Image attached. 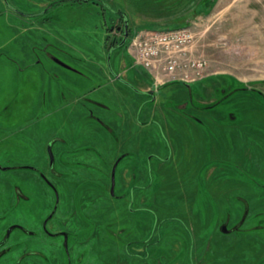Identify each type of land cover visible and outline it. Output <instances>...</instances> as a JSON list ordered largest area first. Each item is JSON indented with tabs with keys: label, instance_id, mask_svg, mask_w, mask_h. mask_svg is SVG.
<instances>
[{
	"label": "rangeland",
	"instance_id": "374dc122",
	"mask_svg": "<svg viewBox=\"0 0 264 264\" xmlns=\"http://www.w3.org/2000/svg\"><path fill=\"white\" fill-rule=\"evenodd\" d=\"M114 10L126 13L131 36L111 53ZM171 17L195 26L190 55L207 60V76L160 83L135 64L130 38L177 25L151 21ZM112 66L125 81L113 80ZM42 92L46 105L30 103ZM56 135L78 149L63 154ZM48 143L64 172L53 220L64 216L71 255L40 232L54 195L26 167H52ZM138 143L117 166L114 196L112 164ZM132 160L137 178L123 184ZM0 165V238L14 221L36 231L15 229L0 264H20L18 241L45 254L21 264H205L195 213L218 192L233 202L219 232L264 252V0H0ZM19 190L29 196L20 203Z\"/></svg>",
	"mask_w": 264,
	"mask_h": 264
},
{
	"label": "flooded vegetation",
	"instance_id": "af4514ba",
	"mask_svg": "<svg viewBox=\"0 0 264 264\" xmlns=\"http://www.w3.org/2000/svg\"><path fill=\"white\" fill-rule=\"evenodd\" d=\"M114 11L117 12L118 21H117V24L113 26V30H115L117 34H116V36H114L113 40L110 43L108 42V40L106 43V48L111 53L114 50H116L117 48L125 45L128 38L131 36V30H130L129 26H128V34H126V31H125L126 22L129 23L128 18L125 16L126 13L121 12V10H114ZM114 22H116L115 19H114ZM124 38H126V41L122 45L121 43L124 40ZM107 70H108L110 75L112 74L114 76L113 77L114 81L119 80V81L123 82L126 80V78L123 76V73L118 72L117 69L114 68L113 66ZM142 91L154 93L153 88L147 87V86L146 87L142 86ZM45 95H46L45 92H42L41 93L42 97H39L38 99H31L30 103H35V104L38 103L37 106L42 108L43 105H46V102H47ZM57 102H58V100H50L49 107H53L54 105L57 104ZM96 103H98V102H96ZM24 105H26V104H24ZM55 108H57V107H55ZM15 116H17V114ZM87 116L93 117L94 114H92L90 111H88ZM190 117L194 118V119L196 118V116H192V115ZM24 118L25 119L29 118L27 113H25ZM108 130L112 131V128L109 127ZM117 139L119 140V138H117ZM50 141L53 142V144H55V143L61 144V147H58V148H59L60 152H62L63 154L75 152L78 149V147L75 148L74 146H72L71 143L68 144L67 146H65V144L68 142V139L63 137L62 135H56V136L52 137V139ZM91 148H92V146L87 147V149H91ZM45 149L47 152L49 151V158L51 159L49 165L52 166L53 168L50 167L46 171V170H42V168L38 167V166L37 167L36 166H26V167L32 168L33 170L37 171L38 176L45 183V185L48 186L49 191H51L54 195V202L52 204V207H51L49 213L41 221L40 232L44 233L47 236H54V237L58 236L59 240L57 241V243H55L52 246L53 249L57 252H63L65 255H71L70 254V243H69V239L71 237V231L65 225L66 220H63L64 216H63V219L61 217H59V219L57 218L56 221L53 220V218L55 217V215L58 212L59 204L61 201L60 187H59L58 181L56 179H58V178L61 179L62 176L64 175V172L62 170H60V168L57 169L56 167H54L55 153H54L53 145L48 143V145L45 146ZM140 149H141V144L138 143V146H136L134 144V146H132L131 148L124 149L123 151H120L117 159L112 164L111 171H109V175H110L109 189L112 186V173H113L114 165L116 164V168H115V185H116V169H117V166H118L119 162L121 161V159L126 157L127 155H130V154L132 155V154L137 153L138 150H140ZM149 159L151 160L152 156H150ZM132 161L134 162V160H132ZM133 162H132V164H130L133 168L132 169L133 171L128 172V171L124 170V173H122V176H121V183L126 184L128 182L134 181L137 178L136 177L137 173H135V171H134V167L136 166V164H135V162L134 163ZM104 173H106V172L104 171ZM69 182H71V181H69ZM22 195H23L22 192L19 190L18 196L16 197L17 198L16 201H18L19 203L21 200L29 198L28 195H24V196H22ZM112 195L115 196V192L112 193ZM119 196L122 197L121 195H119ZM119 196H117V197L119 198ZM71 199H74V196H72ZM60 219H62V220L59 221ZM13 226H15V227H13ZM11 227H13V228H11ZM15 229H19L28 235H35L36 234V231L29 229L24 223H21L18 221H14V222L10 223L9 226L6 228L5 234L0 238V258L8 252L10 246L7 243L9 241V238H10L12 232ZM15 244L18 246L20 244L22 245L21 256L23 255V257L20 260V264L22 263L25 256H27L29 254H37V255L45 257V254L43 252H41L40 250H29L28 243L22 244V241H18ZM69 257H71V256H69ZM19 258L20 257L16 258V260L14 261V264H17V261L19 260ZM71 259H69V260L67 259V262L65 264H69V263L72 264ZM58 264H64V263L61 262Z\"/></svg>",
	"mask_w": 264,
	"mask_h": 264
},
{
	"label": "built area",
	"instance_id": "2783aa9c",
	"mask_svg": "<svg viewBox=\"0 0 264 264\" xmlns=\"http://www.w3.org/2000/svg\"><path fill=\"white\" fill-rule=\"evenodd\" d=\"M194 25L167 29L143 28L128 44L135 64L141 65L156 82L178 80L194 82L207 76L208 62L190 55V45L196 38Z\"/></svg>",
	"mask_w": 264,
	"mask_h": 264
},
{
	"label": "trees",
	"instance_id": "16d2710c",
	"mask_svg": "<svg viewBox=\"0 0 264 264\" xmlns=\"http://www.w3.org/2000/svg\"><path fill=\"white\" fill-rule=\"evenodd\" d=\"M159 15H157L158 18ZM181 18L171 17L169 20H151L154 22L167 23L175 22L177 25L167 27L175 28L189 25L188 21ZM150 21V20H149ZM161 28V29H167ZM159 29V28H151ZM223 196V198L221 197ZM232 196L228 193H215L210 202L206 204L204 216L199 217V212L195 213L197 221V238H202L203 245H207V249L203 253V260L205 264H264V252L258 249V245H253V242L244 241L243 239L235 240V237H228L219 232L218 227L224 217L228 214L233 206L231 202ZM192 211V209H190ZM218 217H216V213ZM221 216V217H219ZM243 234V233H241ZM226 237V239L224 238ZM231 239V240H229ZM262 251V252H261Z\"/></svg>",
	"mask_w": 264,
	"mask_h": 264
},
{
	"label": "water",
	"instance_id": "95a60500",
	"mask_svg": "<svg viewBox=\"0 0 264 264\" xmlns=\"http://www.w3.org/2000/svg\"><path fill=\"white\" fill-rule=\"evenodd\" d=\"M125 16L127 17V15L125 14ZM128 26H129V23L128 22H126V27H125V31H126V34H128ZM125 41H126V38H124V40L122 41V45L125 43ZM61 64H63L64 66H66V67H68V68H71V66H69V65H67V64H65V63H63V62H61L60 60H58ZM0 167L1 168H5V167H2L1 165H0ZM115 168H116V164L114 165V167H113V173H112V186H111V192L112 193H114V188H115ZM247 212H248V209H246V211H245V214H244V217H243V220H244V218L246 217V215H247ZM221 229L224 231V232H227V225L226 224H223L222 226H221Z\"/></svg>",
	"mask_w": 264,
	"mask_h": 264
}]
</instances>
